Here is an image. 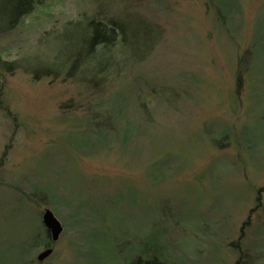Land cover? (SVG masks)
<instances>
[{
  "label": "rangeland",
  "instance_id": "rangeland-1",
  "mask_svg": "<svg viewBox=\"0 0 264 264\" xmlns=\"http://www.w3.org/2000/svg\"><path fill=\"white\" fill-rule=\"evenodd\" d=\"M117 17L127 46L87 54L86 23ZM47 209L64 230L39 262ZM148 243L160 263L264 264V0L0 19V264H133Z\"/></svg>",
  "mask_w": 264,
  "mask_h": 264
},
{
  "label": "trees",
  "instance_id": "trees-1",
  "mask_svg": "<svg viewBox=\"0 0 264 264\" xmlns=\"http://www.w3.org/2000/svg\"><path fill=\"white\" fill-rule=\"evenodd\" d=\"M3 7L4 9L2 10L3 12L0 13V19H6L7 27L14 28L19 24L21 19L26 14L31 12V10L33 9V0H9V2ZM126 35V29L124 28L123 23L119 21L118 17L112 18L108 22L93 18L88 23H86L85 35L81 40V46L83 47V49H85L87 54H91L94 56H96L99 52V55L103 54L104 52L110 53L116 47L119 37H121L123 45L127 46L128 39ZM109 59L112 58H108V68L112 63L109 61ZM98 72L99 74H102L99 69ZM130 139L124 141L122 140V143L127 144L128 141L130 142ZM43 236L45 237V243L43 245L46 247L51 246L52 243L49 234L46 232L43 233ZM155 244L148 243L147 246H145V250L148 249V251H145L143 257L137 258L133 262V264H167L165 262H158L157 259L152 256V254H150L149 251L152 249L154 250L153 246ZM240 256L241 257L238 260L237 264H242L241 260L244 257L243 254H241ZM246 260L247 264L248 258Z\"/></svg>",
  "mask_w": 264,
  "mask_h": 264
},
{
  "label": "water",
  "instance_id": "water-1",
  "mask_svg": "<svg viewBox=\"0 0 264 264\" xmlns=\"http://www.w3.org/2000/svg\"><path fill=\"white\" fill-rule=\"evenodd\" d=\"M43 225L50 236L51 243L54 244L59 241L62 233H63V225L61 222L55 217L54 213L47 209L45 210L42 216ZM53 254V249L49 246L44 249L42 253L38 256V261L43 262Z\"/></svg>",
  "mask_w": 264,
  "mask_h": 264
}]
</instances>
